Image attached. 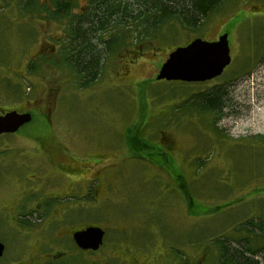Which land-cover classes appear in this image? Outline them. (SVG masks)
I'll list each match as a JSON object with an SVG mask.
<instances>
[{
  "label": "rangeland",
  "instance_id": "obj_1",
  "mask_svg": "<svg viewBox=\"0 0 264 264\" xmlns=\"http://www.w3.org/2000/svg\"><path fill=\"white\" fill-rule=\"evenodd\" d=\"M69 1L74 13L90 4ZM52 10L53 0H0V113L32 114L0 134V237L14 232L2 206L41 183L59 188L52 205L78 204L60 232L103 226L105 247L126 243V264H218L219 237L246 236L250 219L264 231V0H224L200 28L130 43L84 86L60 51L68 18ZM224 32L232 60L221 75L156 79L174 48ZM215 87L226 90L221 113L190 102Z\"/></svg>",
  "mask_w": 264,
  "mask_h": 264
},
{
  "label": "trees",
  "instance_id": "obj_2",
  "mask_svg": "<svg viewBox=\"0 0 264 264\" xmlns=\"http://www.w3.org/2000/svg\"><path fill=\"white\" fill-rule=\"evenodd\" d=\"M222 1L90 0L88 8L74 13L76 5L69 0H53L52 11L60 19L68 18L66 36L59 39L60 51L76 73L80 85L84 86L100 77L111 54L130 43L136 45L152 41L163 30L177 24L188 29L200 28ZM225 95V89L215 87L194 93L190 102L213 114L221 113L227 105ZM246 224L241 231L246 232V236L218 238V264H259V255L264 259L262 225L257 226L252 219Z\"/></svg>",
  "mask_w": 264,
  "mask_h": 264
},
{
  "label": "flooded vegetation",
  "instance_id": "obj_3",
  "mask_svg": "<svg viewBox=\"0 0 264 264\" xmlns=\"http://www.w3.org/2000/svg\"><path fill=\"white\" fill-rule=\"evenodd\" d=\"M44 154L47 156V151H44ZM80 185L81 183L77 182L70 191L59 193L67 195L66 193L75 192ZM58 189L49 188L42 183L35 187L21 186L17 193L12 194V200L2 206L6 207L3 219L14 232L8 233V240L0 237V241L4 244L0 264H126L128 262L126 243L123 246L113 243L111 248L105 247L107 229L103 226H101L104 229L103 241L97 249L82 248L73 237L74 231L97 224L67 228L60 232L59 229L64 228L66 224L64 218L66 209H73L78 204H71L70 207L63 204L52 205L53 198L60 200L62 197V195L54 194L58 192ZM35 193L38 194L37 201L32 199L27 203L23 202L24 198ZM67 236L68 242L64 241ZM11 246L14 249L19 246L24 247V256L18 258L19 255ZM214 257L216 258L215 255ZM204 260V262L195 260V264H207V260ZM138 261L129 260L130 264H136ZM175 264L179 262L176 261Z\"/></svg>",
  "mask_w": 264,
  "mask_h": 264
},
{
  "label": "water",
  "instance_id": "obj_4",
  "mask_svg": "<svg viewBox=\"0 0 264 264\" xmlns=\"http://www.w3.org/2000/svg\"><path fill=\"white\" fill-rule=\"evenodd\" d=\"M228 33L216 40L195 37L186 45L174 48L162 63L156 79L167 81L203 82L221 75L231 63ZM32 114L16 109L0 114V134L16 132L31 121ZM75 242L82 248L97 249L103 241L104 229L90 225L73 233ZM4 244L0 241V256Z\"/></svg>",
  "mask_w": 264,
  "mask_h": 264
}]
</instances>
